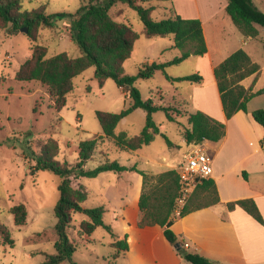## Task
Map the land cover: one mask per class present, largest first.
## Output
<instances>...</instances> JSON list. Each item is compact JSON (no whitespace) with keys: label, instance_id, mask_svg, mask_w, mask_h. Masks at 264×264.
I'll use <instances>...</instances> for the list:
<instances>
[{"label":"rangeland","instance_id":"obj_1","mask_svg":"<svg viewBox=\"0 0 264 264\" xmlns=\"http://www.w3.org/2000/svg\"><path fill=\"white\" fill-rule=\"evenodd\" d=\"M198 7L205 20L206 31L209 35L217 34V23L225 26L224 33L232 49L244 47L250 51L252 58L261 67L259 89L264 88V29L260 35L246 46L247 41L234 25L226 10L220 7L218 0H197ZM138 4L153 7L151 18L160 21L172 13H176L175 3L161 0H136ZM254 5L264 12V0H252ZM83 0H23L22 10L31 12L45 6L46 14L54 16L68 13L76 17ZM192 4V3H190ZM208 5V6H207ZM179 8V7H178ZM190 7L185 5V9ZM180 9V8H179ZM193 8L191 7L190 10ZM112 17L120 23H126L140 34L134 51L124 64L126 75L137 76L140 68L146 63H166L179 56L177 50H168L174 41L172 37L147 39L142 35L144 26L136 11L127 5L118 4L111 11ZM57 18L53 29H41V39L38 44L47 47L48 56L67 53L72 58L81 56L80 49L71 38L73 18ZM8 28L0 27V224L10 231L15 246L3 245L0 239V264H42L45 255L56 253L54 248L57 241L55 226L57 219L54 209L60 194L58 186L61 178L51 172L35 170L39 157L45 155L60 164L71 166L79 161V146L82 142L90 141L102 135L96 112L120 113L131 105L128 91L119 88L113 80H107L103 85L94 78L95 69L90 68L74 81V91L67 97V105L58 112L54 107L47 88L40 82H20L15 74L20 66L33 53V43L26 33L16 36L7 33ZM229 49L226 47L225 50ZM245 51V50H244ZM198 59H190L178 66L167 69L171 78H181L198 74L196 63ZM206 77L207 72H202ZM204 75V76H203ZM206 75V76H205ZM192 84L176 83L166 79L158 72L149 80L138 79L135 87L140 91L143 101L148 99L161 103L164 107L173 108L171 114L176 122L167 119L164 111L153 114L154 122L160 127L161 133L174 145L170 148L165 138L160 134L154 141L137 152L119 149L112 139H106L87 163V169H94L104 163L117 162L129 171L137 167L140 171L160 173L169 170L177 171L185 162L195 146L187 145L183 130L188 127V117L194 112ZM252 107H264V95L253 101ZM180 112L181 114H178ZM147 113L136 110L125 118L117 127L116 133H126L130 138L139 136L146 125ZM56 154H50L45 148L54 149ZM167 162L160 161L163 155ZM136 176L127 172L123 174L107 173L98 178H83L72 180L73 188L82 185L88 192V200L84 208L92 209L105 206L104 222L112 227V232L98 228L90 236H82L80 224L87 218L83 214L74 215L69 237L78 245L72 257L76 264H128L126 259H114L115 252L112 244L117 236L122 235V214L119 210V197L112 196V205L104 193L115 189L118 193L125 191V198L130 195L131 181ZM158 176V175H157ZM149 175V177H157ZM155 181H151L154 183ZM129 196V204L132 201ZM24 204L27 209V220L23 226L15 225V218L10 210ZM176 208V206H175ZM176 210V209H175ZM131 214V213H130ZM174 217L179 216L174 211ZM122 240V239H121ZM181 240V239H180ZM194 250L191 251V253ZM122 254V253H121ZM65 261L62 264H72Z\"/></svg>","mask_w":264,"mask_h":264},{"label":"trees","instance_id":"obj_2","mask_svg":"<svg viewBox=\"0 0 264 264\" xmlns=\"http://www.w3.org/2000/svg\"><path fill=\"white\" fill-rule=\"evenodd\" d=\"M174 1V0H161ZM226 12L234 25L244 37L257 38L259 28L264 29V12L260 11L252 0H227ZM23 0H0V27L8 28L10 36H16L23 29H27V37L33 45L32 56L24 62L15 74L20 82L37 81L42 83L54 102V107L61 112L67 105V97L74 91V81L90 68L95 69L94 78L103 85L107 80H113L119 88H125L131 100V105L120 113L96 112V117L102 129V135L90 141L82 142L79 146V161L71 166L60 164L45 155L39 157L35 167L39 172H51L61 178L58 186L60 199L55 206L54 213L57 219L55 231L57 241L54 248L56 253L45 255L42 264H62L72 262V257L78 245L69 237L74 215L83 214L87 218L80 224L82 236L90 237L98 228L112 232V227L104 222L106 208L104 206L87 209L83 205L88 200L86 188L79 185L73 188L72 180L83 178L95 179L104 173L123 174L129 169L117 162H110L107 158L104 163L94 169H87V163L93 159L94 154L106 139H112L121 150L140 151L149 146L156 136L162 135L168 146L174 145L161 133L160 127L154 122L153 114L164 111L171 122H176L171 114L173 108L155 105L150 98L143 101L140 91L135 87L138 79H152L156 73L161 72L167 80L176 83H190L202 85L204 78L198 74L171 78L167 69L178 66L191 57H202L208 49L204 38L202 23L198 19H184L177 13L167 18L155 21L151 18L153 7L138 4L136 0H83L76 17L68 13L54 16L46 14L45 6L31 12L22 10ZM118 4L127 5L136 11L143 26L142 33L147 39L157 37L174 38L172 49L179 51V56L166 63H146L137 76L125 74L124 64L134 51L140 34L135 32L126 23L115 20L111 11ZM73 18L71 38L80 49L81 56L72 58L67 53L48 56L47 47L38 44L41 39L40 30L53 29L57 18ZM261 75V67L255 63L244 51L238 50L224 62L215 67L214 76L220 93V98L226 120H230L239 112L249 114L248 105L253 99L264 95V88L253 92V88L246 89L241 83L252 76L255 81ZM2 79L0 77V84ZM142 109L147 113L146 125L139 136L130 138L126 133H116L119 124L136 110ZM178 114H181L178 112ZM253 120L264 128V110L257 109L250 113ZM188 127L183 130L187 145H198L204 142L219 144L226 136V124L217 121L203 112L192 113L188 117ZM50 154H56L58 145L54 149L45 148ZM135 171L143 178L142 193L139 199V228L160 226L168 243L176 250L188 264H214L197 253L188 252L180 237L174 233L172 226L178 218L205 208L219 204L220 199L214 180H203L193 195L189 198L178 218L174 217L176 202L180 197L181 183L175 170L166 171L157 177H149L144 171L136 167ZM243 177L247 180V174ZM151 181H155L151 183ZM228 210L241 208L256 222L264 225L263 216L252 199L239 200L227 204ZM14 215L15 225L20 227L26 224L27 209L19 204L10 210ZM0 239L3 245L14 247L15 242L7 227L0 224ZM115 252L114 259L121 253L128 251L127 236L112 244ZM72 264H76L73 263Z\"/></svg>","mask_w":264,"mask_h":264},{"label":"crops","instance_id":"obj_3","mask_svg":"<svg viewBox=\"0 0 264 264\" xmlns=\"http://www.w3.org/2000/svg\"><path fill=\"white\" fill-rule=\"evenodd\" d=\"M218 1L220 7L226 10L228 1ZM173 3L177 6L176 13L182 18L201 21L208 49L206 55L188 59H198L197 72L200 75L205 74L202 72L208 74V83L204 77L202 85L192 86L195 100L193 113L200 111L217 121L224 122L226 136L219 144L202 143L212 159L213 174L210 179L216 184L219 204L178 218L172 230L180 237L188 252L194 250V253L200 254L214 264H264V225L256 222L241 208L229 211L227 207V204L231 202L252 199L264 219V128L257 124L250 114L257 109L264 110V107H252L255 98L248 105L249 114L239 112L230 120H226L214 76L215 67L238 50H245L253 61L254 59L250 51L244 47L229 51L233 44L226 39V35L229 34L224 33L225 26L222 24H216L217 34L211 36L207 33L206 23L197 0H174ZM185 5L190 8L186 10ZM191 7L192 10H190ZM245 38H247V41L243 43L245 46L256 39ZM173 46L174 43L168 50H174ZM226 47L229 49L225 50ZM260 77L257 81L254 76L247 78L241 85L246 89L253 88V92L259 91ZM154 104L163 106L155 101ZM167 156L170 154L163 155L160 161L164 167L166 166L163 161L167 162ZM166 171L168 169L165 168V171L160 173H145L148 176H157ZM244 172L247 174V180L243 177ZM127 173L136 175L131 181L130 195L132 197L130 198L132 201L129 204L126 200L129 201L130 195L125 198V191L118 193L112 188L111 191L104 193L105 197H108L110 206L112 205L111 198L116 194L121 202L119 210L123 217V229L122 235L117 236V239L121 240L127 236L128 251L122 253L120 257L125 258L128 264H188L178 256L176 250L165 239L163 228L160 226L138 227L139 199L142 193L143 178L135 171Z\"/></svg>","mask_w":264,"mask_h":264},{"label":"built area","instance_id":"obj_4","mask_svg":"<svg viewBox=\"0 0 264 264\" xmlns=\"http://www.w3.org/2000/svg\"><path fill=\"white\" fill-rule=\"evenodd\" d=\"M177 173L180 178L181 190L180 197L176 202L175 213L179 216L198 185L203 180L210 179L213 174L212 159L203 148L202 143L195 146L194 150L185 157V162L178 167Z\"/></svg>","mask_w":264,"mask_h":264},{"label":"water","instance_id":"obj_5","mask_svg":"<svg viewBox=\"0 0 264 264\" xmlns=\"http://www.w3.org/2000/svg\"><path fill=\"white\" fill-rule=\"evenodd\" d=\"M22 32L27 33V29H23Z\"/></svg>","mask_w":264,"mask_h":264}]
</instances>
